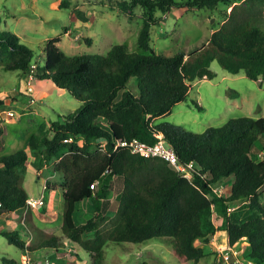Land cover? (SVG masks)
Here are the masks:
<instances>
[{"label":"trees","instance_id":"16d2710c","mask_svg":"<svg viewBox=\"0 0 264 264\" xmlns=\"http://www.w3.org/2000/svg\"><path fill=\"white\" fill-rule=\"evenodd\" d=\"M67 5L62 1L60 8ZM220 5L231 9L221 10ZM136 6L143 10L137 44L151 50L148 55L116 44L106 54L68 56L57 46L60 38L55 37L42 46L41 64L38 59L33 61L34 52L18 36L0 30L2 71L25 77L33 70V78L51 81L79 103L50 127L42 124L28 139L27 150L0 156V208L30 215L23 182L32 155L35 168L50 165L52 173L59 176L64 204L61 236L86 253L89 264H104L107 242L140 244L151 240L171 244L178 264H198L212 255L220 256L210 244L219 231L227 233L230 247L245 239L246 259L264 264V159L256 161L250 154L258 138L264 137V117L231 118L202 134L156 123L174 105L186 101L191 83L215 77L210 70L214 60L233 75L244 71L250 80L264 78V0H124L121 9L126 13ZM174 9L217 10L224 20L203 47L172 56L156 54L151 49L150 30L161 25ZM70 13L74 19L73 11ZM85 42L91 45L90 39ZM131 78L135 83L129 87ZM3 104L0 100V107ZM193 104L201 109L197 101ZM8 134L0 114V153ZM159 134L180 164H193L192 180L163 158L143 157L119 145L134 139L154 144ZM261 147L264 150V145ZM114 177L123 181L116 196L118 207L104 213L103 201L112 197ZM227 178L233 182L224 197L217 191ZM84 201L91 202L93 214L78 223L77 204ZM243 203L259 216L232 220L228 211ZM215 211L221 217L218 224ZM109 223L108 228L105 225ZM0 234L30 252L59 249L61 237L51 235L34 248L26 246L18 230ZM3 262L15 264L12 259Z\"/></svg>","mask_w":264,"mask_h":264},{"label":"rangeland","instance_id":"374dc122","mask_svg":"<svg viewBox=\"0 0 264 264\" xmlns=\"http://www.w3.org/2000/svg\"><path fill=\"white\" fill-rule=\"evenodd\" d=\"M62 1L67 7L60 8ZM124 0H0V30L19 37L20 42L34 52L33 61L44 63L42 46L50 39L59 37L57 46L68 56L106 54L116 44H123L128 51L148 55L137 44V35L143 21V10L136 6L125 13L121 9ZM228 9L220 5L219 9ZM73 11V18L71 13ZM160 14H157V16ZM165 21L150 30L151 49L156 54L172 56L177 52L189 53L207 44L211 33L223 22L221 11L201 9L187 11L174 9ZM85 38L91 40L86 44ZM210 70L215 74L211 80H195L186 101L174 105L171 112L156 120V123H170L179 128L204 133L208 128L223 126L229 119L242 116L264 117V78L250 80L244 71L233 75L227 72L217 60L211 63ZM29 76L20 77L17 72H4L0 68V114L8 127L6 146L0 156H10L20 150H27V142L36 134L42 124L51 123L74 111L79 103L66 91L60 90L48 80ZM135 83L130 79L128 86ZM193 101L201 107L198 110ZM12 114V115H10ZM264 137L261 136L251 149V157L256 161L261 155ZM30 155L23 185L31 198L44 194V204L31 209L30 215L10 213L0 208V231L18 230L26 246L36 248L49 236H61L60 226L63 211V198L59 176L52 173V166L44 165L37 169ZM233 178L224 179L218 194L228 196ZM51 186L50 190L46 186ZM122 178L114 177L111 182L112 197L103 201V212L112 213L118 207L116 196L121 192ZM54 188V189H52ZM264 202V195L261 196ZM76 220L84 223L92 214L90 201L77 204ZM232 220L242 222L258 217L247 203L232 207L229 211ZM89 216V217H88ZM26 219V220H25ZM216 224L221 221L215 211ZM16 222L12 224L10 221ZM25 220V222H24ZM24 222V223H23ZM106 224V227H111ZM34 228L36 230H34ZM59 249L42 248L37 251L21 250L0 234V264L3 259H12L15 264H23L21 256L31 254L41 261L49 258L53 264H89L90 258L77 245L60 237ZM210 244L220 256L212 255L198 264H212L230 255L229 261L222 264H250L246 259L245 239L230 247L227 234L217 232ZM171 244L151 240L145 243H113L104 246V264H178L172 256ZM228 250V251H227ZM234 251V253L232 252ZM64 258V259H63ZM33 264L38 261L32 259ZM31 262V263H32ZM40 264V263H39ZM255 264V263H253Z\"/></svg>","mask_w":264,"mask_h":264},{"label":"built area","instance_id":"2783aa9c","mask_svg":"<svg viewBox=\"0 0 264 264\" xmlns=\"http://www.w3.org/2000/svg\"><path fill=\"white\" fill-rule=\"evenodd\" d=\"M32 72L33 70H31L30 74L28 75L30 77L29 82H31L34 79ZM157 138H158V141L154 144H148V143L141 142L137 139H134L129 144L126 142H121L119 145L128 146L132 153L139 154L140 156H143V157L163 158L167 160L172 166V168H174L177 172H179L184 178L188 180H192L193 176H192L191 170L193 168V164L190 163L187 166L180 164L177 160L175 152L170 146L166 144L162 134L157 135ZM261 155L264 156V150L261 152ZM93 187H94V184L91 185V188ZM44 198H45L44 194H41L39 198L29 197L27 200L28 208L29 209L40 208L44 204ZM26 252L28 251L26 250ZM232 252L234 253V251ZM229 257L230 255L228 254L223 255L222 263L229 261ZM31 262L32 260L30 256H28L27 253H25L23 264H33L34 263V262L31 263ZM39 263L40 264H53V262L49 258H43L41 261H38V264ZM249 263L252 264V262L250 261Z\"/></svg>","mask_w":264,"mask_h":264},{"label":"crops","instance_id":"0c3cea01","mask_svg":"<svg viewBox=\"0 0 264 264\" xmlns=\"http://www.w3.org/2000/svg\"><path fill=\"white\" fill-rule=\"evenodd\" d=\"M10 222H11L13 225L16 224V222H14V221H12V220H11ZM60 227H61V226H60ZM224 232H225V231H224ZM225 233H226V232H225ZM226 234H227V233H226ZM227 239H228V236H227ZM40 245H42V242L40 243ZM40 245H39V246H40ZM24 256H25V254H23V255L21 256V262H23ZM31 256H32V259H35V260H37V261L39 260L38 258L34 257L32 254H31ZM31 256H30V258H31ZM63 259H64V258H63Z\"/></svg>","mask_w":264,"mask_h":264}]
</instances>
